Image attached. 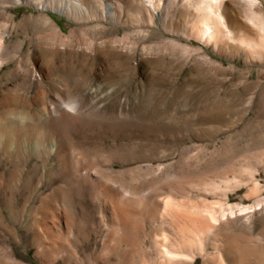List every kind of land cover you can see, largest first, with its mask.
<instances>
[{"label":"rangeland","instance_id":"rangeland-1","mask_svg":"<svg viewBox=\"0 0 264 264\" xmlns=\"http://www.w3.org/2000/svg\"><path fill=\"white\" fill-rule=\"evenodd\" d=\"M219 12L0 0V108L93 103L67 113L66 163L10 180L1 147L0 264H264V0Z\"/></svg>","mask_w":264,"mask_h":264},{"label":"bare ground","instance_id":"bare-ground-1","mask_svg":"<svg viewBox=\"0 0 264 264\" xmlns=\"http://www.w3.org/2000/svg\"><path fill=\"white\" fill-rule=\"evenodd\" d=\"M223 2L224 0H188L189 4L195 3L198 8L204 10L210 17L220 15L219 11ZM210 25L206 24L202 26L203 28L200 34L204 39H212L214 37V27ZM11 26L12 25H10V27ZM1 47L2 45L0 42V51ZM3 60L4 57L0 52V65L3 64ZM68 101L69 102H65L64 100L51 102L42 99L35 109H31L30 106L20 105L16 101L10 100L8 104L0 108V150L2 147L5 151L9 152L12 157L11 161H13V168L8 175L10 180H17L22 175L21 164L33 158H37L38 163L41 165H46L52 155L58 156L64 163L67 162V150L72 146V141L65 132L64 124L67 113L68 111L74 114L82 113L85 108L93 106V103L82 104L75 99ZM32 111L35 112L33 113ZM24 122L34 123L33 126L39 128L40 132L43 134L39 146L35 147L31 145L27 136L25 138V136L17 130V126L25 129ZM14 129L16 131L14 135H11L10 131ZM38 163L35 164L34 167L32 166L33 169L28 174V182L36 178L41 180L42 171L40 172ZM0 176L6 178L4 174H0Z\"/></svg>","mask_w":264,"mask_h":264}]
</instances>
